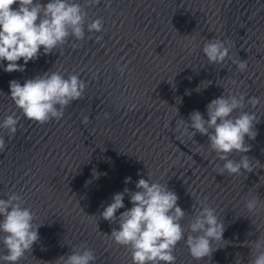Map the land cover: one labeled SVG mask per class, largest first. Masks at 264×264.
Instances as JSON below:
<instances>
[{"label": "clouds", "instance_id": "clouds-1", "mask_svg": "<svg viewBox=\"0 0 264 264\" xmlns=\"http://www.w3.org/2000/svg\"><path fill=\"white\" fill-rule=\"evenodd\" d=\"M99 3L100 0H87L86 5L76 0H48L46 4L37 0H0V62L7 61L4 71L24 72L29 61L38 59L41 49L48 55L62 47L69 37L81 41L86 30L88 33L104 31L103 18L89 23L86 11V7ZM231 46L230 41L212 38L204 43L202 52L210 65L231 60L239 72L246 71L247 60L233 59ZM20 60L23 64L17 63ZM126 67L120 68L121 74ZM86 87L78 73L52 70L26 79L23 85L18 80L9 82L10 97L16 108L25 118L40 124L61 119L73 101L84 97ZM245 96L246 93H223L206 105L207 119L199 111H193L189 122L182 120L185 131H190L193 137L197 133L207 137L209 148L223 162L216 166L220 175L239 176L255 170V160L246 155L251 145L245 137L256 139L255 125L259 120L255 112L244 109L246 104L256 108L264 102L260 97H249L246 102ZM18 122L15 113L7 115L0 122V129L6 130L11 138L17 132ZM81 122L87 125L88 117L84 116ZM5 149L4 137L0 135V152ZM234 152L241 154L238 160L230 158ZM98 175L94 172V176ZM147 177L136 182V191L125 188L114 194L99 214L110 224L119 225L111 231L113 241L130 249L132 264H176L174 252L181 240L196 261L211 257L216 250L213 244L223 241L225 231V223L216 210L201 204L192 210L191 219L185 225L182 221L189 213L178 206V195L167 184L153 181L148 174ZM130 182L131 177L125 178L126 184ZM125 194L130 197L132 207L117 216L118 210L125 207ZM5 195L7 199H0V244L5 250L0 254V264H19L39 241L38 229L43 224L35 222V213L23 206L21 195L15 192ZM262 207L264 202L258 195L244 200V208L253 215ZM245 246L250 249L248 264H264V233ZM59 259L63 264H95L97 257L94 250L82 245Z\"/></svg>", "mask_w": 264, "mask_h": 264}]
</instances>
